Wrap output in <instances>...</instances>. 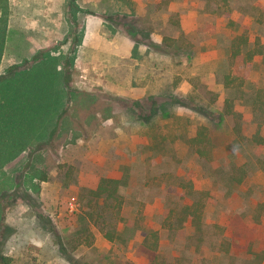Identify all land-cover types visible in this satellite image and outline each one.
Here are the masks:
<instances>
[{
  "label": "rangeland",
  "instance_id": "374dc122",
  "mask_svg": "<svg viewBox=\"0 0 264 264\" xmlns=\"http://www.w3.org/2000/svg\"><path fill=\"white\" fill-rule=\"evenodd\" d=\"M1 1L0 257L263 264L264 56L230 53L264 45V0H52L45 13L7 0L6 19ZM97 11L145 45L135 97L112 94L79 46L76 23ZM200 125L206 157L187 143ZM103 177L121 179L120 202L90 199ZM195 201L198 227L182 212Z\"/></svg>",
  "mask_w": 264,
  "mask_h": 264
},
{
  "label": "crops",
  "instance_id": "0c3cea01",
  "mask_svg": "<svg viewBox=\"0 0 264 264\" xmlns=\"http://www.w3.org/2000/svg\"><path fill=\"white\" fill-rule=\"evenodd\" d=\"M34 1H37L39 6L43 7L44 13L46 10L53 8L52 0ZM91 1L96 2L98 0ZM14 2H16L14 3L15 6L16 4L18 6L23 5L21 8H24L28 0H14ZM1 7L4 9L3 14L6 19L10 15L9 9L12 6L7 0H2ZM23 15L28 20V25L33 22L34 25L37 24L32 16L27 13H23ZM115 20V24H106L103 16L98 11L82 17L76 23L78 41L81 43L79 46L83 48L84 53H89L90 50L92 57L90 62L96 68L94 72H101V76H104L106 81L105 86L112 94L135 97L140 91H143L141 87V71L146 66L145 45L140 42L139 34L133 33L136 30L135 27H130L129 30L125 29L117 25L119 18ZM54 21H56V17ZM49 22H51L50 19L48 20ZM45 25L44 31L50 29V26L46 27ZM149 41L152 43L158 42L154 32L149 34ZM12 58L14 57L12 56ZM93 66L91 68L95 69ZM151 66L153 68L155 65ZM106 71L109 74L105 73ZM136 72H138L137 75ZM84 73L86 74V70Z\"/></svg>",
  "mask_w": 264,
  "mask_h": 264
},
{
  "label": "trees",
  "instance_id": "16d2710c",
  "mask_svg": "<svg viewBox=\"0 0 264 264\" xmlns=\"http://www.w3.org/2000/svg\"><path fill=\"white\" fill-rule=\"evenodd\" d=\"M1 10L2 12H4V9L2 7ZM242 43L243 44L246 43L245 38H242ZM230 54L231 57L239 58L241 62L248 65L250 64L254 55L262 54L264 56V45L263 44L257 45L255 47H252L251 49H246V50H241V47L239 46H233L231 47ZM244 77H247V74H244ZM235 79L236 76H233L232 73H228L224 76V84L228 86L229 84L234 82ZM243 81H244L243 79H240L238 84H242ZM17 109H20V107H17ZM229 111L230 109H227V112ZM253 140L256 142L257 145L259 146L263 145L264 138L260 136L259 129H257L253 134ZM187 143L194 149L195 153H197L199 156L206 157L207 148L209 147L210 144L206 126L205 125L198 126L195 134L187 139ZM120 183H121L120 178L103 177L99 180V182L94 188L88 190L87 194L90 196V199L96 203L100 201L103 202L114 201L118 203L120 201H119V195L117 193V188ZM118 208H119V204L117 205V209ZM201 210H202L201 201H195L194 203L185 205L182 209V212L185 218L189 217L191 223H193L196 227H198L201 221ZM86 213L87 216H89V218H92V214L90 212L87 211ZM85 218L88 219L86 216H83L82 219ZM83 232L89 233V231L85 229L83 230ZM8 260L9 258L5 256L0 257V263L2 264H7L9 262Z\"/></svg>",
  "mask_w": 264,
  "mask_h": 264
}]
</instances>
